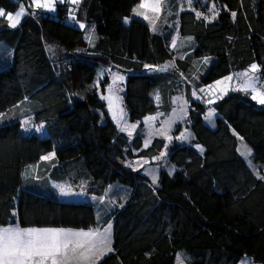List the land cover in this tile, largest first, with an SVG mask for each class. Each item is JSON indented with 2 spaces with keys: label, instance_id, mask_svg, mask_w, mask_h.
<instances>
[{
  "label": "trees",
  "instance_id": "1",
  "mask_svg": "<svg viewBox=\"0 0 264 264\" xmlns=\"http://www.w3.org/2000/svg\"><path fill=\"white\" fill-rule=\"evenodd\" d=\"M138 1L92 0L85 19L98 36L93 44L86 41L84 30L64 22L61 7L56 16L25 18L13 35L0 30V44L6 41L12 49L6 68L0 69V226L100 227L96 205L103 204L106 188L118 182L112 188L122 198L117 197L118 205L108 207L105 216L112 222L113 251L97 264H176L178 253L186 254L187 264H237L242 258L264 264V105L247 92H229L214 103L217 116L211 128L203 120L205 104L189 97L184 122L203 151L172 143L165 156L174 170L159 169L153 184L122 162L155 158L166 141L155 137L146 148L139 134L128 141L94 86L99 69L122 71L128 119L139 124L147 115L165 118L171 112L168 91L184 76L189 57H216L202 78L205 83L253 63L264 79V0H205L204 8L215 5L212 12L218 13L212 20L193 10L180 11L173 48L171 37L152 33L144 21L124 22ZM18 6L16 0H0V10L7 13ZM182 38H189L192 46L182 57L174 56L173 49L186 43ZM48 45L54 46L52 52ZM3 51L0 45V55ZM169 54L177 64L170 70L143 71L147 64L164 63ZM158 88L164 106L155 102L160 103ZM25 119L31 126H44L53 158L39 180L46 181L51 196L22 188L24 165L13 173L11 138L4 130L18 122L20 138L34 137L35 132L27 134L19 127ZM236 135L252 148L260 176L239 154ZM43 160L31 162H47ZM50 169L54 174L48 176ZM73 171L76 179L67 175ZM53 182L95 196L97 204L77 199L83 194L68 198L55 191ZM58 194L77 200L61 201Z\"/></svg>",
  "mask_w": 264,
  "mask_h": 264
},
{
  "label": "rangeland",
  "instance_id": "2",
  "mask_svg": "<svg viewBox=\"0 0 264 264\" xmlns=\"http://www.w3.org/2000/svg\"><path fill=\"white\" fill-rule=\"evenodd\" d=\"M16 1L19 4L18 8L11 13H7L3 10L5 14L15 15L16 12L19 11L21 6L24 7L26 10H30V11L28 15H25L21 18L19 25L15 28L9 26V21L6 19V17H0V30L8 29L9 35H13L16 32L17 28H19L20 24L22 23V21H24L25 18L36 19L41 15L56 16L57 8L61 7L65 11L64 12L65 15H63L64 22L84 30L85 39L88 43L93 44L95 39H97L98 37L95 31L93 30L92 25L88 23V21H86L85 19L88 8L92 0H79V3L77 4L71 3L70 0H63V2H57L55 4V11H49L47 9H37L32 3V0H16ZM197 1L198 0H192V3L190 5L188 3V0H161V8L158 13H154L146 9L141 10V11H147V14L149 16V19H144L143 16L134 14V10L139 6L141 2H143V0H139L133 6L130 16L124 18V22L125 23L129 22L131 18H138L144 21L147 24V26L150 28L152 33L161 36L171 37L172 39L170 41V46L173 48L174 47L173 44H176L179 38L178 16L180 11L193 10L196 11L197 13L200 11V8H203L205 11H203L200 16L208 17V20H212L215 18V14L214 12H212L211 6L210 8H204L203 1L205 0H200L202 2V6L195 5ZM41 2H44V0H41ZM32 13H34V15ZM153 22L155 24V29L153 28ZM80 25H84V27H80ZM89 37H91V40H89ZM181 40H184L186 43L184 45L178 44L175 47V49H173L172 52L175 51L174 56L182 57L184 55L185 49L192 46V42L189 38H182ZM0 45H3L4 48L2 55H0V69H3L6 68L8 64L7 58H9V56L12 54L11 53L12 49L7 44L6 41L1 42ZM53 48L54 46L48 45V49L51 52ZM170 54L164 63L160 65L147 64L151 66V68H146L145 65L143 71L150 72L151 71L150 69H156L154 71H161L159 69L162 68L166 70H170L172 66L176 64L173 60V56ZM186 60L187 62H189V67L184 72V76L177 77V81L175 84L176 87L174 88L172 86L168 91V95H167L169 97L168 106L171 112L167 113L166 114L167 116L165 118H161L158 114L147 115L146 117L143 118L142 122L139 124L129 121L127 110L124 106V102H123L124 79H125L124 73L117 68H107V67H103L101 71L100 69L97 71V77L94 85L96 92L99 98L103 100V102L105 103L106 110L109 116L111 117L112 121L115 123L118 131L124 133L127 136L128 141H132V139L137 134H139L142 137V148H146L147 146H149L153 138L155 137H161L167 143V145H165L164 149L159 154V156L155 158L146 159V158L134 157L132 159L130 158L125 159L122 162L126 168H131L139 171L141 174H144L153 184L157 183L159 169H163L168 173H172L174 170V166L170 162H168L165 156L166 155L165 152H167V148L169 147V145H171L172 143L193 145L196 149H198V151L199 150L201 151L200 146L198 144L193 143V134L190 130L189 125L185 124L187 121L184 122V117L187 112L186 110L188 109L189 97H191V100L203 102L205 104V112L203 115V120L206 125H208L211 128H214L215 118L217 114L215 112L213 105L217 101V99L229 92L246 93L243 90V85L248 82V78L241 74L245 72H249V76L259 77V80L256 81V86L264 90V79L262 78V75L259 71V67L255 73L249 71L251 65L255 63L249 65L248 68L243 69L241 71L231 72L229 75L224 76L216 81L205 83L203 82L202 78L207 72L208 68L213 63H215L216 57L213 55H205L198 58L189 57ZM148 69L150 71H148ZM117 75H122L124 79L122 81L116 80L115 83H113L114 78ZM229 76H232L233 79L231 81H228L226 85L221 84L215 88H211V89L209 88L210 85H216L217 81H224L225 78ZM104 78L106 80H104ZM184 82L188 83L187 86L184 84ZM225 87H226V91L224 90ZM110 88L113 90L112 92H110L109 90ZM201 89H204L205 91L202 92L200 91ZM161 92L162 91L158 88L157 93L160 94L159 96L160 103L159 101H155V102L157 104L164 106ZM193 93H195V95H193ZM247 93L251 97V89H249ZM110 95H115L119 97V100L117 102L118 106L115 108H110L109 107L110 101L108 99H105V97H109ZM154 95L155 93H152V96L155 100ZM209 100H211L212 102L209 103L208 102ZM255 102L259 104L257 101ZM120 109L123 110L122 113L120 112ZM114 111L116 113L115 116L113 114ZM150 117H155V119L149 120ZM4 119L5 117H2V120ZM25 121L28 120L25 119L23 124L19 127L23 129V131H26L27 134L31 133L32 131L35 132V136L30 139L20 138L17 134L18 126L16 125L9 126L4 130V133L9 134V137L11 138L10 163L16 167L13 173L14 174L19 173V167L21 165H24L20 174L22 188H28L34 192L51 196L52 193L50 192V189L48 188L46 181L39 180L41 179L40 176L42 175L43 171L46 170L45 169L46 165L49 167L51 166L48 165L50 159H48L46 163L40 161H37L35 163L31 162L34 160L43 159V157L45 156L52 157L50 151V144L45 138L44 126L43 124H39L37 126H31V124L29 123L25 125ZM173 124H175L174 127ZM132 125H135V127H131ZM182 134L184 136H187L188 138L178 139V137H182ZM169 137H171V139H169ZM237 138H238L237 150L239 154L241 155V152L244 151V148L242 147L243 145H246L247 148L251 149V156H244V155L241 156L245 160L248 167L254 172V174L256 176H260V172L258 170L259 167L253 162L252 159V153H253L252 148L245 142V140L241 141L239 136H237ZM138 151L139 150H133L135 154H137ZM10 171L11 170L9 169V172ZM53 174H54L53 169H50L48 171V176L49 175L51 176ZM67 175L72 179H76V175L74 171L68 173ZM153 176L157 178L155 182L153 181ZM15 179L17 180V178ZM15 179H13V177H9V180L16 182ZM117 183L118 182L110 184L106 188V192L104 193V198H103L104 200L102 201L103 204L96 205L98 207L97 218L101 221L100 228L102 229L107 227L108 224H111L109 222L110 219L105 220L107 211H109V208L111 207L115 208L116 205H118L117 197L122 198V196H119L120 192L115 191L112 188L113 185H118ZM71 187L72 186L66 185L65 188L70 190ZM92 197L96 198L95 196ZM57 198L61 201H76L77 199L86 200L81 196L77 197V199H68L71 197L68 196V198H66L61 194H58ZM92 202L96 203V201H92ZM100 207H102V209H100ZM185 259H187L186 254L178 253L176 258V264H187V261ZM237 264H253V263H251L250 260H248L247 258H242Z\"/></svg>",
  "mask_w": 264,
  "mask_h": 264
},
{
  "label": "snow or ice",
  "instance_id": "3",
  "mask_svg": "<svg viewBox=\"0 0 264 264\" xmlns=\"http://www.w3.org/2000/svg\"><path fill=\"white\" fill-rule=\"evenodd\" d=\"M57 2H63V0H44V2H41V0H32L35 8L47 9L49 11H55V4ZM70 2L77 4L79 0H70ZM188 3L191 5L192 0H188ZM160 8L161 0H151V2L150 0H143L134 10V14L143 16L144 19H149L147 11L141 10L146 9L158 13ZM214 9L215 5H213L212 10L214 11ZM29 11L22 6L15 15L5 14L3 10H0V17H6L9 21V26L15 28L19 25L21 18L29 14ZM32 14L34 15V13ZM214 14L218 15V13ZM200 15L201 13L197 12V16L199 17ZM231 15L235 18L236 13L232 12ZM204 18L208 19V17ZM80 27H84V25H80ZM153 28L155 29L154 22ZM89 40H91V37H89ZM145 67L151 68L149 65ZM159 70L163 71L166 69L162 68ZM257 70L258 66L253 64L249 71L255 73ZM241 75L248 78V82L243 85V90L248 92L251 89V99L257 101L260 105H264V90L256 86V81L259 80V77L249 76V72ZM123 79L124 77L122 75H117L113 83L116 80L122 81ZM232 79V76L226 77L224 81H217L216 85H210L209 88H215L221 84L226 85ZM109 90L110 92L113 91L111 88ZM224 90L226 91V87ZM200 91L203 92L205 90L201 89ZM105 99L110 101V108L118 106V96L110 95L109 97H105ZM208 102L211 103L212 101L209 100ZM122 111L120 109L121 113ZM113 114L114 116L116 115L115 111ZM152 119H155V117L149 118V120ZM28 123V121H25V125ZM131 127H135V125ZM179 138L187 139L188 137L182 134V137ZM240 139L242 141L243 137ZM242 147L244 151L241 152V155L251 156V149L247 148L246 145ZM50 158V156L43 157L45 160ZM260 178L264 179V176ZM156 179L153 176L154 182ZM64 191V188L61 187V192ZM111 228V224H108L103 230L97 227L87 231L62 228H22L18 224L0 226V264H97V261L103 255L113 251L111 247Z\"/></svg>",
  "mask_w": 264,
  "mask_h": 264
},
{
  "label": "crops",
  "instance_id": "4",
  "mask_svg": "<svg viewBox=\"0 0 264 264\" xmlns=\"http://www.w3.org/2000/svg\"><path fill=\"white\" fill-rule=\"evenodd\" d=\"M18 126V122L16 123V124H14L13 126ZM51 151V150H50ZM52 158V157H51ZM62 182H53L51 185L53 186V188L55 189V191L56 192H58V193H60L61 192V187H63L62 186ZM71 190V191H70ZM70 190H68V189H65V191L63 192V194L64 195H72V193H73V195H75V194H77V195H84V193H82V192H80V191H77V190H72V189H70ZM85 197V199L86 200H84L85 202H90V203H92V201H98L96 198H93L92 196H90V194H87V193H85V195H84ZM110 223H111V225H112V222H111V220L109 221ZM100 228V227H99ZM101 230H103L102 228H100ZM87 231V230H86ZM101 259V258H100ZM99 261V260H98ZM97 261V262H98Z\"/></svg>",
  "mask_w": 264,
  "mask_h": 264
}]
</instances>
